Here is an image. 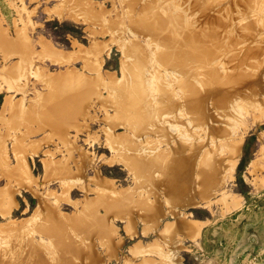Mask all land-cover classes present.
<instances>
[{
    "label": "rangeland",
    "instance_id": "374dc122",
    "mask_svg": "<svg viewBox=\"0 0 264 264\" xmlns=\"http://www.w3.org/2000/svg\"><path fill=\"white\" fill-rule=\"evenodd\" d=\"M0 40V264H264V0H0Z\"/></svg>",
    "mask_w": 264,
    "mask_h": 264
},
{
    "label": "crops",
    "instance_id": "0c3cea01",
    "mask_svg": "<svg viewBox=\"0 0 264 264\" xmlns=\"http://www.w3.org/2000/svg\"><path fill=\"white\" fill-rule=\"evenodd\" d=\"M222 177H219L216 179H212L211 182H209V190H202L198 188V185L196 184L194 187L191 186L189 189H183L182 188V196H186V204L192 207L199 206L202 202H206L209 200L213 195L217 194L216 189L220 188L222 186ZM216 182H212V181ZM216 183L215 185H213ZM205 200V201H204ZM159 213L155 212V214L152 215L151 220H147V223H151V226L149 228V224L146 225V228L153 229L155 228L159 223ZM169 226V230L167 231V228ZM144 228V229H146ZM197 227L194 224L193 220L186 218L184 215L177 218L176 220L172 221L170 224L166 225L163 229L159 230V236L158 238L162 241H165L168 245L174 244L176 240H182V237H177V234H181L186 238H193L197 235ZM177 246L181 247L182 243H177ZM142 252V251H141ZM132 258V257H130Z\"/></svg>",
    "mask_w": 264,
    "mask_h": 264
},
{
    "label": "bare ground",
    "instance_id": "6f19581e",
    "mask_svg": "<svg viewBox=\"0 0 264 264\" xmlns=\"http://www.w3.org/2000/svg\"><path fill=\"white\" fill-rule=\"evenodd\" d=\"M261 1H262V0H261ZM215 2H216V1H215ZM238 11H239V10H238ZM219 34H220V32H219ZM214 38H215V37H214ZM217 39H218V38H217ZM211 42H212V41H211ZM0 43H2L3 46H4V45L6 46V44H7V43H3V41H1V40H0ZM213 44H214V43H213ZM207 48H208V47H207ZM209 48H210V47H209ZM212 48H213V47H212ZM212 48H211V49H212ZM205 49H206V48H205ZM205 49H204V50H205ZM204 50L202 49V51H203L202 53H203V54H204ZM211 51L213 52V49H212ZM212 52H210V51L208 52V57H209V58H210L209 53H211V55H212ZM200 54H201V53H200ZM205 54H206V53H205ZM206 56H207V55H206ZM202 57H203V56H202ZM229 131H230V130H229ZM232 150H234V149L232 148ZM239 150H240V149H239ZM235 152H236V151H235ZM230 153H231L230 155H232V152H231V151H230ZM238 153H240V151H239ZM230 155H229V156H230ZM236 155H237V154H236ZM230 158H231V157H230ZM232 158H233V157H232ZM222 161H223V160H222ZM226 163H227V162H226ZM220 168H222V167L220 166ZM221 170H222V169H221ZM216 180H217V178H216ZM212 182H216V181L214 180V181H212ZM216 183H217V182H216ZM216 183H214L213 185H215ZM204 201H205V200H204ZM92 220H93V219H92ZM96 221H97V220H96ZM72 241H73V240H72ZM72 241H71V243H72ZM73 242H74V241H73ZM75 243H76V242H75ZM73 245H75V244H73ZM9 246H10V245H9ZM70 246H71V244H70ZM70 246H69V247L67 246V247H68L67 250H69ZM72 247L74 248L75 246H72ZM76 247H77V246H76ZM76 247H75V249H76ZM78 248H80V247H78ZM78 248H77V249H78ZM71 249H72V248H71ZM75 249H74V251L77 253L78 251L75 250ZM16 250H17V249H16ZM1 252H3V251H1ZM4 252H5V251H4ZM70 252H71V250H70ZM75 252H73V253H75ZM2 255H4V253H3ZM16 255H17V254H16ZM4 259H5V258H4ZM19 259H20V258H19ZM12 260H13V259H12ZM16 260H17V259H16ZM17 261H18V260H17ZM29 261H31V260H29ZM4 263H5V262H4ZM9 263H10V262H9ZM16 264H18V262H17Z\"/></svg>",
    "mask_w": 264,
    "mask_h": 264
}]
</instances>
